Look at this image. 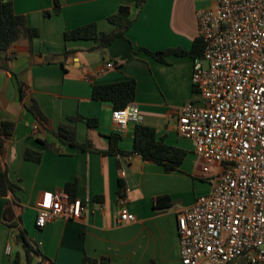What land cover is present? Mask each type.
Instances as JSON below:
<instances>
[{"label":"crops","instance_id":"1","mask_svg":"<svg viewBox=\"0 0 264 264\" xmlns=\"http://www.w3.org/2000/svg\"><path fill=\"white\" fill-rule=\"evenodd\" d=\"M59 1L56 13L55 0H12L15 12L39 28L40 35L13 43L11 58L0 64V126L4 121L14 124L0 155V264H12L20 250L18 225L40 249V264H181L177 210L191 206L209 191L210 183L193 142L176 129V110L189 101L202 102L192 83L196 56L191 51L200 37L197 11L214 6L215 0H146L142 5L137 0ZM124 4L131 7L133 23L125 37L105 50L92 39H64L65 31L89 23L111 32L115 26L108 17ZM146 49L171 51L161 61ZM181 50L185 52L173 53ZM107 62L115 67H106ZM127 77L136 80L132 103L143 116L139 124L187 150L179 170L166 172L137 153L84 151L53 134L68 123L75 126L78 140L91 139L97 148L107 149L109 135L117 132L114 108L93 98L92 88ZM19 81L25 84L23 100ZM33 103L46 123L27 109ZM75 116L83 119L71 121ZM86 117L96 118L98 125L89 128ZM136 126L131 122L120 134L121 149L132 151ZM29 148L41 153L39 161L25 158ZM120 180L126 184L123 204ZM69 183H75L70 192ZM59 189L84 202V220L57 217L37 227L42 194ZM157 196H169L171 204L157 206ZM123 210L136 218L120 221ZM39 259L27 262L22 253L21 264H37Z\"/></svg>","mask_w":264,"mask_h":264},{"label":"built area","instance_id":"2","mask_svg":"<svg viewBox=\"0 0 264 264\" xmlns=\"http://www.w3.org/2000/svg\"><path fill=\"white\" fill-rule=\"evenodd\" d=\"M197 19L204 48L194 58L192 83L202 102L177 108L176 129L203 159L210 189L177 210L181 264H264V0H215ZM112 118L119 134L143 120L132 102L114 108ZM7 140L0 133V155ZM85 209L65 189L47 191L36 225L82 221ZM135 218L121 211L120 221Z\"/></svg>","mask_w":264,"mask_h":264},{"label":"trees","instance_id":"3","mask_svg":"<svg viewBox=\"0 0 264 264\" xmlns=\"http://www.w3.org/2000/svg\"><path fill=\"white\" fill-rule=\"evenodd\" d=\"M146 0H137L138 5H142ZM55 12H60V1L55 0ZM49 11L47 12V14ZM108 20L115 26L111 32H103L97 28L96 23H89L77 28L67 30L64 33V39H92L95 40L97 48L105 50L113 41L119 37H125L128 29L133 23L131 18V7L127 4L121 5L119 10L110 15ZM40 35V30L37 27H32L28 24L27 18L22 14L15 12L12 0H0V64L4 66L5 63L11 58L10 48L13 43L28 39L30 42ZM204 48V40L198 37L194 42L191 54L199 56ZM149 53L157 57L161 61H165V55L171 50L152 52L146 49ZM70 50L65 51L68 54ZM185 51H174L173 53H184ZM64 66V62H61ZM25 84L19 81L20 98H24ZM136 93V80L132 77H127L121 81L95 84L92 88V97L95 99L109 101L112 103L113 108L125 107L128 103L133 102ZM27 109L42 123H46V118L36 103L26 106ZM83 119V116L70 117L71 121H78ZM88 127L98 125V120L92 117L84 118ZM13 122L4 121L0 126V133L4 134L7 138L12 134ZM53 134L59 138L63 143L69 144L72 147H77L84 151L99 152L102 154H129L137 153L143 159L157 163L163 167L166 172L179 170L183 163L187 150L168 144L164 138H159L153 127L137 124L134 136V146L132 151H126L119 147L121 135L113 132L109 135L110 144L107 149L97 148L91 139L80 141L77 138L76 128L74 125L68 123H61ZM48 145L47 142H44ZM25 158L28 160L39 161L41 153L34 149H27ZM2 181V180H0ZM12 185L10 184V187ZM75 187V183H69L67 190L70 192ZM13 189V187H12ZM126 191L125 181L120 180L119 195L124 198ZM157 206L168 207L170 203L169 196H157L155 198ZM16 243L20 250L13 258L12 264H21L22 253L25 260L30 262L35 256L42 257V253L36 243L28 237L26 230L18 225L16 232ZM25 246V247H24ZM37 264H40L38 262Z\"/></svg>","mask_w":264,"mask_h":264}]
</instances>
